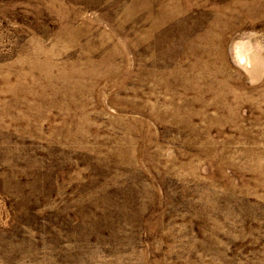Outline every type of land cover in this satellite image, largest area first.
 Returning a JSON list of instances; mask_svg holds the SVG:
<instances>
[{"label":"rangeland","instance_id":"obj_1","mask_svg":"<svg viewBox=\"0 0 264 264\" xmlns=\"http://www.w3.org/2000/svg\"><path fill=\"white\" fill-rule=\"evenodd\" d=\"M0 264H264V0H0Z\"/></svg>","mask_w":264,"mask_h":264}]
</instances>
